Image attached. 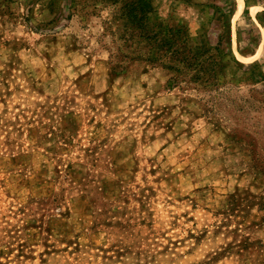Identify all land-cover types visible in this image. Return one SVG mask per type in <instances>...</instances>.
<instances>
[{
    "label": "rangeland",
    "instance_id": "1",
    "mask_svg": "<svg viewBox=\"0 0 264 264\" xmlns=\"http://www.w3.org/2000/svg\"><path fill=\"white\" fill-rule=\"evenodd\" d=\"M112 2L0 0V264H264V0H153L189 87L112 74Z\"/></svg>",
    "mask_w": 264,
    "mask_h": 264
},
{
    "label": "trees",
    "instance_id": "2",
    "mask_svg": "<svg viewBox=\"0 0 264 264\" xmlns=\"http://www.w3.org/2000/svg\"><path fill=\"white\" fill-rule=\"evenodd\" d=\"M112 4L116 6L112 17L122 23V28L115 31L105 20L103 35H111L107 49L112 74L147 62L174 71L176 83L188 87L194 82H214L222 67L221 57L193 46L184 28L154 18L153 0H113Z\"/></svg>",
    "mask_w": 264,
    "mask_h": 264
},
{
    "label": "bare ground",
    "instance_id": "3",
    "mask_svg": "<svg viewBox=\"0 0 264 264\" xmlns=\"http://www.w3.org/2000/svg\"><path fill=\"white\" fill-rule=\"evenodd\" d=\"M244 9V0H239L238 13H241Z\"/></svg>",
    "mask_w": 264,
    "mask_h": 264
}]
</instances>
